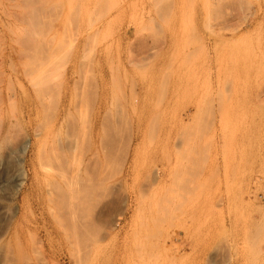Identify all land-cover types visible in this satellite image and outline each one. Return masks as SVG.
<instances>
[{
	"label": "rangeland",
	"instance_id": "rangeland-1",
	"mask_svg": "<svg viewBox=\"0 0 264 264\" xmlns=\"http://www.w3.org/2000/svg\"><path fill=\"white\" fill-rule=\"evenodd\" d=\"M19 256L264 264V0H0V264Z\"/></svg>",
	"mask_w": 264,
	"mask_h": 264
},
{
	"label": "bare ground",
	"instance_id": "bare-ground-1",
	"mask_svg": "<svg viewBox=\"0 0 264 264\" xmlns=\"http://www.w3.org/2000/svg\"><path fill=\"white\" fill-rule=\"evenodd\" d=\"M67 188H69V187H67ZM57 202H58V201H57ZM55 207H58V206H55ZM70 208H71V207H70ZM66 232H67V231H66ZM66 232H65V234H66ZM67 233H68V232H67ZM68 236H69V234H68ZM66 237H67V236H66ZM70 237L72 238V235H71ZM70 237H69V238H70ZM67 239H68V238H67ZM67 239H66V240H67ZM69 240H70V239H68V241H66V244H67V245H68V244H71V243L73 242V240H72V242H70L71 240H70V241H69ZM64 241H65V240H64ZM64 241H63V242H64ZM64 243H65V242H64ZM64 243H63V244H64ZM64 245H65V244H64ZM67 251H68V250H67ZM20 252H21V250H20ZM21 253H22V252H21ZM69 253H70V251H69ZM22 254H23V253H22ZM20 255H21V254H20ZM21 256H22V255H21ZM24 256H25V254H24ZM70 257H71V258H70L71 261H74V262L77 261V260L74 258V256L71 255ZM22 258H23V257H20V256H19V258L17 259V262H16L15 264H28V262L26 263L25 261H23ZM26 259H27V258H26ZM52 261H53V260H52ZM60 263H62V262H60ZM29 264H30V262H29ZM38 264H39V263H38ZM40 264H54V263H53V262L46 261V262H42V263H40Z\"/></svg>",
	"mask_w": 264,
	"mask_h": 264
}]
</instances>
